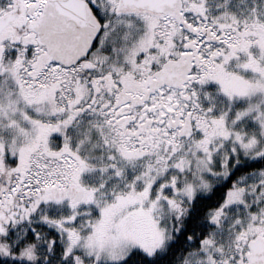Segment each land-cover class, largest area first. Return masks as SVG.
<instances>
[{
    "label": "snow or ice",
    "instance_id": "6c2138e0",
    "mask_svg": "<svg viewBox=\"0 0 264 264\" xmlns=\"http://www.w3.org/2000/svg\"><path fill=\"white\" fill-rule=\"evenodd\" d=\"M0 264H264V0H0Z\"/></svg>",
    "mask_w": 264,
    "mask_h": 264
}]
</instances>
